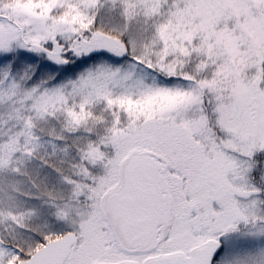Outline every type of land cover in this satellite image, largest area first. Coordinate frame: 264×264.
I'll return each instance as SVG.
<instances>
[{"label": "snow or ice", "instance_id": "6c2138e0", "mask_svg": "<svg viewBox=\"0 0 264 264\" xmlns=\"http://www.w3.org/2000/svg\"><path fill=\"white\" fill-rule=\"evenodd\" d=\"M0 264H264V0H0Z\"/></svg>", "mask_w": 264, "mask_h": 264}]
</instances>
